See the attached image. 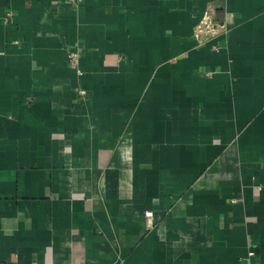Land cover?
Returning <instances> with one entry per match:
<instances>
[{
	"label": "crops",
	"instance_id": "1",
	"mask_svg": "<svg viewBox=\"0 0 264 264\" xmlns=\"http://www.w3.org/2000/svg\"><path fill=\"white\" fill-rule=\"evenodd\" d=\"M0 264H264V0H0Z\"/></svg>",
	"mask_w": 264,
	"mask_h": 264
},
{
	"label": "built area",
	"instance_id": "2",
	"mask_svg": "<svg viewBox=\"0 0 264 264\" xmlns=\"http://www.w3.org/2000/svg\"><path fill=\"white\" fill-rule=\"evenodd\" d=\"M63 1H67L71 4H73L75 7H79L80 4H82L83 0H63ZM13 17V12L9 11L6 13L5 15V22H8L11 18ZM206 28H208L209 30L208 31H215V29L213 28L212 26V23L210 22V20H206L203 22V24L199 27H197V33L196 36H202L206 33ZM212 47V50L214 51H219L220 48L218 46H211ZM68 62H69V66L77 73L78 76H82L83 75V72L82 70L80 69V54L78 51H71L68 55ZM205 75H208L210 76L211 75V72H205ZM78 96L83 98L86 96V91L84 89H79L78 90ZM146 217L148 219H152L153 217V214L150 213V212H147L146 213ZM249 255H253V253H249Z\"/></svg>",
	"mask_w": 264,
	"mask_h": 264
},
{
	"label": "rangeland",
	"instance_id": "3",
	"mask_svg": "<svg viewBox=\"0 0 264 264\" xmlns=\"http://www.w3.org/2000/svg\"><path fill=\"white\" fill-rule=\"evenodd\" d=\"M213 32H211L210 34H212ZM195 34H198L197 32H195ZM204 36H205V34H204ZM212 46H216V45H212Z\"/></svg>",
	"mask_w": 264,
	"mask_h": 264
}]
</instances>
